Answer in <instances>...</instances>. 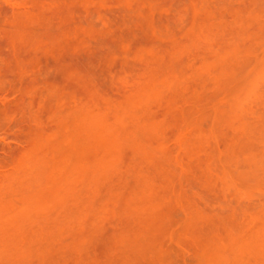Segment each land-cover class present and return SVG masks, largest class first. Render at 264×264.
Instances as JSON below:
<instances>
[{
    "label": "rangeland",
    "instance_id": "rangeland-1",
    "mask_svg": "<svg viewBox=\"0 0 264 264\" xmlns=\"http://www.w3.org/2000/svg\"><path fill=\"white\" fill-rule=\"evenodd\" d=\"M0 264H264V0H0Z\"/></svg>",
    "mask_w": 264,
    "mask_h": 264
}]
</instances>
